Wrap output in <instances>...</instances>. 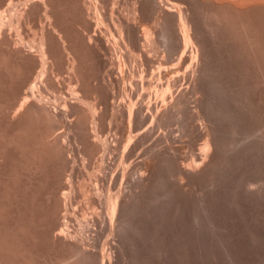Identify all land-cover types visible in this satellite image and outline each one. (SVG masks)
<instances>
[{
	"label": "bare ground",
	"instance_id": "1",
	"mask_svg": "<svg viewBox=\"0 0 264 264\" xmlns=\"http://www.w3.org/2000/svg\"><path fill=\"white\" fill-rule=\"evenodd\" d=\"M162 48L168 59H161ZM115 75L124 99L117 103L110 94ZM178 85L181 90H176ZM189 94L200 96L195 112L189 107ZM200 119L210 123L196 135L203 142L198 152L191 149L190 157L180 162L170 127L178 123L182 137L189 138L196 134L194 121ZM113 122L118 123L120 137L111 141ZM225 123L228 127L222 129ZM156 131L164 136L167 148L157 150L160 142L157 148L149 146L144 158L139 148ZM238 135L247 140L259 135V144H264V0H0V264H113L110 240L101 242L99 231H94L99 237L86 235L92 221L107 234L121 237L131 253L130 264H150L141 254L149 241L158 256L169 257L174 247L161 241V233L175 211L174 197L184 188L183 182H173L188 180L194 189L209 182L220 189L216 175L233 168L231 151L238 142L230 138ZM245 143L243 156L262 151L263 145L255 141ZM72 144L83 157L85 163L78 167L84 170L76 168ZM112 152L119 157L118 168L113 167L112 178L107 179L106 156ZM242 154L236 163L242 164ZM134 157L144 159L134 165ZM149 171L159 173L146 185ZM126 181L131 183L127 201ZM248 183L242 176L235 178L229 190L233 199L245 187L244 194L252 200L264 198V185L259 192L255 182L256 186ZM251 186L257 190H249ZM200 199L202 211L195 214L202 212L203 218L193 213L197 221L191 219L196 227L191 235L203 248L196 253L209 256L212 243L207 242L214 236L230 258L226 247L233 238L222 234L228 223L219 221L213 199L212 206L211 199ZM155 203L158 208L149 210ZM184 228L181 233L190 237L186 234L192 227ZM187 243L182 253L186 259Z\"/></svg>",
	"mask_w": 264,
	"mask_h": 264
},
{
	"label": "rangeland",
	"instance_id": "2",
	"mask_svg": "<svg viewBox=\"0 0 264 264\" xmlns=\"http://www.w3.org/2000/svg\"><path fill=\"white\" fill-rule=\"evenodd\" d=\"M134 1V0H133ZM98 34V33H97ZM164 48H162V51L164 52H162L161 54L162 55H160V57H162L161 59H168L169 58V56L167 55V53H166V51H165V49L163 50ZM166 53V54H165ZM165 54V55H164ZM168 57V58H167ZM118 75H115V77L113 78L112 77V80L114 81H112L113 82V85L115 84V86H111V89H112V91H111V89H110V94H111V97L114 95V99H113V101H115L116 103L117 102H121L122 100H124L123 98H122V96H121V89H119V88H122V87H120L119 85H121L119 82H118V77H117ZM117 77V78H116ZM119 87V88H118ZM177 87H179V85L177 86ZM176 87V90L178 89H180L181 90V85H180V87L179 88H177ZM184 87H186V86H184ZM116 88V89H115ZM183 88V87H182ZM115 90V91H114ZM175 90V89H174ZM118 91H120V92H118ZM114 92H116V93H114ZM138 94L139 93H137V96H138ZM120 95V96H119ZM117 96V97H116ZM197 96L198 95H195V94H189V96H188V99H189V101H190V103H189V105H191V106H189L190 107V109H191V111H192V109H194L195 107H197V105H196V103H195V100L197 99ZM118 97H120V98H118ZM198 97H200V96H198ZM195 104H194V103ZM138 107H139V105H138ZM196 109V110H195ZM194 110H193V112H195V111H197V108H195ZM143 112H145V109L143 110ZM199 121V122H198ZM204 120L203 119H200V120H196V122L194 121V123H195V128L197 129H195L196 130V134L195 135H193V136H189V138H188V136H184V137H182L183 136V134H182V132H180V127H179V124L178 123H173L174 125H172L171 127H170V130L172 131V134H171V138H172V140H171V143H173L174 142V146H178L176 149L179 151V153L177 154L178 155V157H179V159H180V162H182V158L184 157H186L185 159H188L189 157H190V155L188 156L187 154H191V149H192V152H193V150H194V152L196 151V152H198V146H200L199 144L201 143V142H203V141H201L202 140V138L201 137H197L198 136V134L200 133L199 131H205V129L204 128H206V126H207V128H209V125H210V123L209 122H207V120H206V122H203ZM209 124V125H208ZM229 124V123H228ZM226 127H228V125L226 126V123H225V125L223 124V126H222V129H225ZM112 130H110V134H108V136L110 137L109 139H111V141L113 140V139H115L116 137H117V134H118V123L116 124V122H113L112 123V125H111V127H110ZM173 128V129H172ZM206 128V129H207ZM177 129V130H176ZM179 129V130H178ZM117 130V131H116ZM175 130V131H174ZM113 131V132H112ZM169 131V130H168ZM174 131V132H173ZM179 131V132H178ZM117 132V133H116ZM159 131H156L153 135H151V136H149L148 138H147V140H146V144L145 145H143L141 148H139L140 150L139 151H141L140 153H143V157L145 158L146 156L148 157V155H146V153L147 152H149L150 151V147L151 148H157V147H155V145H157L158 146V144L157 143H159V145L160 146H158V148H157V150L159 149V148H161V149H163L164 147V149H166L167 148V144L168 143H166V141H162L163 139H164V136H161V133L159 132V134H157ZM162 132V131H161ZM116 134V136H115V134ZM113 134V135H112ZM120 134H118V137H120L119 136ZM157 135H159V137L157 136ZM179 135V136H178ZM181 135V136H180ZM197 135V136H196ZM112 136L114 137V138H112ZM240 136H242V137H240ZM259 135H257V136H255V137H252L251 139H246V137H245V139L243 138L244 136L243 135H238V136H235L236 137V139H235V137H231L230 139H232V140H234L235 142H238V143H236L239 147L243 144V143H245L246 141H247V143H245L246 145H249L250 143H252V141L254 142H257L258 144L260 143V139L259 138H257ZM155 137V138H154ZM161 137V138H160ZM176 137V138H175ZM178 137V138H177ZM192 137V138H191ZM150 138H153V139H150ZM195 138V140H193ZM201 140H200V139ZM240 138H241V140L243 141H241V142H239L238 140H240ZM255 138V139H254ZM252 139H254V140H252ZM152 141V143H151V141ZM156 140V141H155ZM158 140H160V141H158ZM175 140V141H174ZM187 140V141H186ZM237 140V141H236ZM246 140V141H245ZM158 141V142H157ZM180 141V142H179ZM184 141V142H183ZM186 141V142H185ZM154 142V143H153ZM176 142H177V145H176ZM189 143V145H188V143ZM148 143L150 144V145H148ZM170 143V144H171ZM256 143V144H257ZM166 144V145H165ZM196 144V145H195ZM202 144V143H201ZM240 144V145H239ZM147 145V146H146ZM171 145H173V144H171ZM181 145V146H180ZM259 145H263L264 146V144H259ZM144 146H146V148L144 147ZM150 146V147H149ZM164 146V147H163ZM183 146V147H182ZM238 146H237V148L235 149V152H236V155L239 153V155H235L234 153V151H231V152H233L232 154H233V157L231 158L230 156H232V154L230 155V152L229 153H227V157H229V158H231V160L234 162V166H233V168H230V170H225V173H224V171L222 172V173H217V175H216V178H217V180L219 181L220 180V183H219V188L220 189H218V188H216L215 189V187L213 186V188H212V185H211V183H207V184H205L204 183V185L203 184H201V185H199V186H197L196 187V189H194L193 187H189L190 185H189V183H188V180H183V181H179V179H178V182H176V180L173 182V183H176L177 185H178V183H180L181 184V182H183V184H179L181 187V189L183 188V191L181 190H179L180 191V193L181 194H177L176 196H178L179 197V200L177 199L178 197H174V201H176V203H179V205L177 206V205H175L174 203H173V205H174V209H175V211L174 210H172L171 211V217L169 216V219L166 221V223L168 222V225L170 226H166V228L164 229V230H166V231H162V237H161V241H163V243L164 242H166V243H168V242H172V244H173V250H174V253L173 252H171V254L169 253L168 255H169V257L167 256V258L165 257V255L163 256H161V254L159 255L160 256V258H159V256H158V254L159 253H156L153 249H154V247L152 246V247H150L152 244H151V242L149 241V242H146V245H145V250H144V252L142 251L141 252V254H142V258L144 259L145 258V261H148L150 264L152 263V264H160L159 262H162V264H184L185 262H190V263H192V264H199V263H201L202 261H205L206 260V262H209L208 264H214V263H216V264H231L232 262L234 263V262H236V263H234V264H257L258 262H259V264H264V238H262V237H264V200H262V199H264V198H260L259 199V197H258V200L257 199H255V198H257L256 196H255V198H253V200L251 199V197L250 196H248L249 194H247L248 193V188L247 187H245V188H243V189H241L240 190V192L238 193L240 196L239 197H241V198H239L238 196H237V199H239L238 201H237V199H233V198H235L233 195H231V194H233V193H231V191H229V190H231V187L230 186H232V184L231 183H233L234 182V180H235V178L237 177L238 178V176L239 177H243V179H244V181H245V184H249L248 182H251V183H253V182H255V184L257 185H254V183H253V185L254 186H256V187H259V188H257V189H255L253 186H251L250 188H249V190L250 189H255V190H257V191H259V192H261V191H263V190H261V188L263 187L262 185H264V174H262V173H264V166H263V164H264V155L262 156V154L264 153V147L262 146L261 148H262V151L260 150V153L258 154V151H254V152H252L253 153V155H254V158L253 159H251V157H253V155L252 154H246V155H244L243 156V152H242V150L246 147V146H244V145H242L240 148H238ZM189 147V148H188ZM195 147L197 148V149H195ZM244 147V148H243ZM179 148V149H178ZM186 148H188V149H186ZM243 148V149H242ZM144 151H142V150ZM149 149V150H148ZM148 150V151H147ZM186 150V151H185ZM79 150H78V147L76 146L75 147V145L74 144H72L71 145V153H73V152H75V153H73L72 155H75L76 156V163H75V165H77L76 166V168L77 169H80V170H84V168L82 169V167L81 166H83L84 165V163L85 162H82V161H84V160H82L83 159V157L81 156V155H79V152H78ZM138 151V152H139ZM147 151V152H146ZM177 151V152H178ZM183 151V152H182ZM187 151H189V153H187ZM238 151V152H237ZM240 151V152H239ZM146 152V153H145ZM182 152V153H181ZM262 152V153H261ZM113 153V152H112ZM109 153L108 154V158H107V156H106V163H105V166L107 167V174L109 175L108 176V178L107 179H111L112 178V173H114V171L118 168V164H117V162H118V155H116L117 153ZM183 153L185 154V155H183ZM255 153V154H254ZM181 154V155H180ZM229 154V155H228ZM242 154V158H244L242 161L243 162H245L244 164H243V162H242V164L241 163H236V160H237V158L238 157H241L240 155ZM187 155V156H186ZM247 155H248V158H246L247 157ZM258 155H261V156H258ZM99 157H100V155H98ZM246 156V157H245ZM250 156V157H249ZM256 156L258 157V158H262V160H259L258 158H256ZM79 157H81L80 159H79ZM114 157V158H113ZM143 157H141V160L142 159H144ZM237 157V158H236ZM96 158H97V160H96ZM95 158V160L98 162V157H96ZM111 158H113L112 160H111ZM245 158H246V160H245ZM257 159V160H256ZM93 161L92 163H94V165H96V161ZM133 161H131V162H133V164L135 165L136 163L135 162H139V161H137V160H140V158L139 159H137V157H134L133 159H132ZM140 160V161H141ZM251 163H248V161ZM79 161V163H77ZM108 161V162H107ZM258 161V163L260 162L261 164H258V163H255V162H257ZM252 162H254L255 164H257V167H258V165H261V167L259 166L258 168L256 167V165L255 164H253ZM263 162V163H262ZM115 163V164H114ZM247 163V164H246ZM81 165L80 167H78L79 165ZM107 164V165H106ZM238 164H241V165H238ZM250 164V165H249ZM93 164H91V168H94L95 166H94ZM117 165V166H116ZM237 165H238V167H237ZM243 165H245L244 167H243ZM254 165V166H253ZM239 166H242V167H239ZM250 166H251V168H250ZM109 167V168H108ZM113 167H116V168H113ZM231 167V166H230ZM235 167H236V169H235ZM256 167V168H255ZM263 167V168H262ZM115 169V170H113V169ZM239 168V169H238ZM250 168V169H249ZM229 169V168H228ZM248 169V170H247ZM253 169L254 170H256L254 173H253ZM233 170V171H232ZM237 170H239V172H237ZM246 170V171H245ZM257 170H259V171H257ZM229 172L228 174H227V172ZM230 171H232V172H234L233 174L234 175H230V174H232V172H230ZM150 172V171H149ZM146 173L148 176H150V177H148V176H146V178H145V180H144V182H145V184L146 183H148V184H146V185H149L150 183H151V181L153 180V178L154 177H152V176H154V175H157L158 173H157V171H156V173H154L153 171H151V172H153L152 174L153 175H149V174H151V172L150 173ZM243 172V173H242ZM249 172H250V175L248 176V174H249ZM252 172V173H251ZM80 173V172H79ZM224 173V174H223ZM243 174V175H239V174ZM244 173H245V175H246V173H247V178L246 177H244L245 175H244ZM111 174V175H110ZM252 174H254V176H252ZM255 174H257V175H255ZM221 177H224V175L225 176H228L229 175V178L228 177H224V178H221ZM111 176V177H110ZM234 176H236V177H234ZM233 177V178H232ZM252 177V178H251ZM250 178V179H249ZM147 179H150V180H147ZM175 178H173L172 180H174ZM224 179V180H223ZM225 179H226V181H225ZM232 179H234L233 181H232ZM251 179L253 180V181H251ZM247 180H248V182H247ZM250 180V181H249ZM261 180V181H260ZM119 182L118 183H120L121 182V178L118 180ZM148 181V182H147ZM187 181V182H186ZM225 181V182H224ZM232 181V182H231ZM258 181V182H257ZM172 182V181H171ZM247 182V183H246ZM257 182V183H256ZM260 182V183H259ZM262 182V183H261ZM126 185V186H125ZM183 185V186H182ZM223 185L225 186V188L223 187ZM229 185V186H228ZM186 186V187H185ZM205 186V187H204ZM207 186H208V189H206L207 188ZM226 186H227V188H226ZM260 186H262V187H260ZM131 183H127V181L125 182V184H124V186H123V188H124V194L126 195L125 197V199H126V201H127V193L128 192H130V190H131ZM228 187H230V189L228 188ZM253 187V188H252ZM125 188H126V190H125ZM190 188H192V189H190ZM206 190H205V189ZM222 188V189H221ZM160 189V193H163V192H161L162 190H161V188H159ZM163 189V188H162ZM185 189L186 190H188V191H185ZM190 189V190H189ZM210 189H211V192H210ZM213 189L214 190H216V191H213ZM224 189H225V191H227L228 192V194H229V196H227L228 194L224 191ZM227 189V190H226ZM262 189H264V188H262ZM158 190V189H157ZM164 190V189H163ZM191 190H193V191H191ZM201 190V191H200ZM204 190V191H203ZM220 190H221V192H220ZM261 190V191H260ZM159 191V190H158ZM158 191H156L157 193H158ZM191 192V193H186V192ZM208 191V192H207ZM242 191V192H241ZM244 191L245 192H247L246 194H244ZM182 192H185L186 193V195L184 196L183 195V193ZM221 194H219V193ZM225 192V193H224ZM152 193V192H151ZM151 193H150V195H151ZM159 193V194H160ZM198 193H202L201 195L200 194H198ZM209 193H211V194H209ZM213 193L215 194V195H218V196H215V195H213ZM218 193V194H217ZM222 193H223V196H222ZM242 193V194H241ZM188 194H190V195H188ZM205 194V195H204ZM207 194H209V195H207ZM226 194V195H225ZM179 195H181L182 196V199H183V201H184V203H182L181 201H182V199H180V196ZM224 195H225V197H224ZM186 196H188V197H186ZM193 196V197H192ZM214 196V197H213ZM222 197V198H220V197ZM185 199H184V198ZM190 197H192L191 199H190ZM197 198V199H195V198ZM202 197H204L207 201L208 200H210V201H208L209 203H210V205L212 206V204H213V206H212V208H214V213H216L217 214V216H218V218L220 219H218L220 222H222L223 224L225 223V225L227 226V223H228V227H229V229L226 231H224V233H222V234H224L225 236H227V235H230L229 236V239L231 240L232 238V240L230 241V243H228L227 244V249H229L228 251H231L230 252V254H231V257L230 258H228L227 256L228 255H226V253L224 252V251H226V249H224L222 246H218V242H216V239L214 238V236L213 237H210L211 239H209L208 241L209 242H207V246L208 245H210L211 243V245L209 246L210 248H211V246H212V248H211V250H209V247H207L208 248V250H209V252L211 253H208V255L210 256H201V255H203V254H199V251H198V253H196L197 252V249H199L200 248V250H202L203 248L202 247H200V245H198L197 244V242L198 241H195V236L193 235L194 233H196V231H195V229H196V227H194V226H191L192 224L194 225V221L196 222L197 221V219H200V217L202 216V212H200V215H198L199 214V212L198 211H202V210H200V198H202ZM209 197V198H208ZM228 197V198H227ZM232 197V198H231ZM225 198H227L229 201H227ZM231 198V199H230ZM187 199V200H186ZM190 199V200H189ZM199 199V200H198ZM214 201H213V200ZM220 199H221V201H220ZM222 199L223 200H226V201H223L222 202ZM242 199V200H241ZM249 199V200H248ZM251 199V200H250ZM164 200V199H163ZM163 200H162V202H163ZM181 200V201H180ZM194 200V201H193ZM195 200H196V202H195ZM219 200V201H218ZM235 200V201H234ZM258 202H257V201ZM259 200L261 201V203L259 202ZM189 201V202H188ZM212 201H213V203H212ZM234 201V202H233ZM254 202V204H253V202ZM161 201H159L157 204H159ZM197 202H198V204H197ZM216 203V205H215V203ZM220 202V203H219ZM228 202H229V206H227L228 205ZM242 202H243V204H242ZM259 203V204H257V203ZM196 203V204H195ZM212 203V204H211ZM219 203V204H218ZM224 203H227V204H225V206H224ZM232 203V204H231ZM238 203V204H237ZM255 203H256V205H255ZM157 204L155 203V205L154 204H150L149 206H148V208H149V210L150 209H154V208H158V207H161L160 205L161 204H163V203H160L159 204V206L158 207H156L157 206ZM183 204V205H182ZM220 204H222V207H220ZM235 205V206H232L231 207V205ZM246 204V205H245ZM249 204V205H248ZM151 205H152V207H151ZM181 205V206H180ZM185 205H187L186 207H184ZM219 205V206H218ZM242 205V206H241ZM177 206V207H176ZM192 206V207H191ZM238 206V211H240V213L237 211H235V210H237V207ZM261 206H262V208H261ZM154 207V208H153ZM180 207V208H179ZM182 207H184V208H182ZM200 207V208H199ZM216 207H218V208H216ZM177 208H179L178 210H177ZM194 208V209H193ZM215 208H216V211H215ZM225 208V209H224ZM241 208V209H240ZM184 209V210H183ZM221 209H222V211H221ZM230 209H232V210H230ZM244 209V210H243ZM177 210V211H176ZM180 210V211H179ZM196 210V211H195ZM226 210V211H225ZM81 211V210H80ZM190 211V212H189ZM219 211V212H218ZM187 212V213H186ZM196 212H198V214H195ZM228 212V213H227ZM243 212V213H242ZM173 213V214H172ZM175 213V214H174ZM177 213V214H176ZM184 213V214H183ZM190 213V214H189ZM194 213V214H193ZM236 213V214H235ZM246 215H245V214ZM195 215V217H197L198 216V218L197 219H194V218H192V216L193 215ZM223 214V215H222ZM225 214V215H224ZM232 214V215H231ZM239 214H240V216H241V218H240V216H239ZM262 214V215H261ZM190 215V216H189ZM244 215H245V217H244ZM173 216V217H172ZM261 216V217H260ZM194 217V216H193ZM223 217V218H222ZM255 217H256V219H255ZM258 217V218H257ZM173 218V219H172ZM175 218V219H174ZM180 218H182L181 220H180ZM184 218V219H183ZM201 218H203V216L201 217ZM240 218V219H239ZM179 219V220H178ZM191 219H193L194 221H192ZM234 221H233V220ZM239 219V220H238ZM248 219V220H247ZM259 219V220H258ZM261 219V220H260ZM147 220V219H146ZM175 220V222H173ZM178 220V221H177ZM190 220V221H189ZM229 222H228V221ZM172 221V222H171ZM185 223H184V222ZM188 223H187V222ZM224 221V222H223ZM240 221H242V222H240ZM248 221H250L249 223H248ZM151 221L150 220H148V223H149V226H151V224L152 223H150ZM178 224H177V223ZM184 224H190V226L189 225H187L188 226V228H190V227H192L191 228V230L190 229H188L187 228V226L186 225H184ZM190 222H192V223H190ZM232 222H234V223H232ZM247 222V223H246ZM257 222H259V223H257ZM174 223H175V225H174ZM174 225V227H173V225ZM176 224L178 225V226H176ZM184 225V227H186V229H188V233L187 232H185V233H187L186 235L187 236H189V233H190V237L192 238H190V237H185V234L183 233L184 231H183V228L184 227H182V229H181V226H183ZM235 224V227H233V225ZM243 224H244V226H243ZM255 224H257L256 226H255ZM179 225H180V227H179ZM252 225V226H251ZM90 231H88V232H86V235H87V237H97L98 236V234H96V232H94V231H99V232H101L102 233V236L101 237H99L98 239H101L100 241L101 242H103V241H105V239H109L110 240V242H111V244H110V248L112 249V253H114V259H113V264H130L131 263V253H129V252H127V248L126 247H124L123 246V242L120 240L121 239V237H119V235L116 233V234H114V235H110L109 233V236H107L108 234L106 233V231H104V229L102 230V228H101V226H100V224L99 223H97V222H94V221H92L91 223H90ZM172 226V227H171ZM237 226V227H236ZM248 226V227H247ZM230 227H231V230H230ZM258 227H261V228H258ZM171 228V229H170ZM241 228V229H240ZM253 228H254V230H253ZM101 229V230H100ZM168 229V230H167ZM178 229H179V232H178ZM185 229V228H184ZM235 231H234V230ZM248 229V230H247ZM174 230H176V231H174ZM240 230V231H239ZM257 230V231H256ZM262 230V231H261ZM104 231V232H103ZM171 231V232H170ZM173 231V232H172ZM181 231H183L182 233H181ZM191 231H194L193 232V236L191 235ZM231 233H230V232ZM246 231V232H245ZM249 233H248V232ZM243 232H244V234H243ZM253 234H252V233ZM260 232V233H259ZM226 233H228V234H226ZM263 233V234H262ZM176 234V235H175ZM184 236H183V235ZM251 234V235H250ZM259 234V235H258ZM170 235V236H169ZM236 237H235V236ZM238 235V236H237ZM254 237H253V236ZM112 236V237H111ZM117 236V237H116ZM167 236V237H166ZM185 237V239H190L189 240V242L190 241H195V248H196V251H195V248H194V246H193V244H194V242L191 244V243H187V241H186V243L187 244H189L190 245V248H189V246H188V249H190V250H188V251H190V252H188V257H187V259L185 258V257H183V251L185 250L184 249V246L186 245V243H185V239L183 238V237ZM260 236H262V237H260ZM108 237V238H107ZM115 237V238H114ZM184 239V240H182V238ZM195 237V238H194ZM228 237V236H227ZM238 237V238H237ZM259 237V238H258ZM112 238V239H111ZM166 238H167V240H166ZM178 239V240H177ZM212 239L214 240L213 242H212ZM255 239H257V240H255ZM261 239H263L262 241H261ZM211 240V241H210ZM255 240V241H254ZM89 242H93L91 239H89L88 240ZM122 243H121V242ZM160 241V243H162ZM184 241V242H183ZM254 243H256V242H258V243H256V244H253V242ZM160 243H157L158 245L157 246H159L160 247ZM177 243V244H176ZM183 243H184V245H183ZM210 243V244H209ZM214 243V244H213ZM263 243V244H262ZM115 244V245H114ZM121 244V245H120ZM174 244H176V245H174ZM230 244V245H229ZM232 244V245H231ZM111 245H113V246H111ZM197 245V246H196ZM122 248V246H123V248H122V250H121V248ZM187 246V245H186ZM193 246V247H192ZM218 246V247H217ZM231 246V247H230ZM149 247V248H148ZM176 247V248H175ZM216 247H217V251H216ZM222 247V248H221ZM230 247V248H229ZM125 248H126V250H125ZM148 248V249H147ZM152 249V251H151V249ZM202 248V249H201ZM220 248V249H219ZM92 249V248H91ZM212 249H215L214 250V252H213V250ZM223 249V250H222ZM235 249V250H234ZM93 250V249H92ZM95 250V249H94ZM116 250H117V252H116ZM192 250H193V252H192ZM114 251V252H113ZM123 253H122V252ZM149 251H150V254H149ZM203 251H205V250H203ZM127 252V253H126ZM181 252V253H180ZM222 252H223V254L224 255H226V257L222 254ZM237 252V253H236ZM117 253V254H116ZM121 253H122V255H121ZM125 253V254H124ZM173 253V254H172ZM192 253V254H191ZM201 253V252H200ZM214 253V254H213ZM124 254V255H123ZM140 254V255H141ZM145 254V255H144ZM180 254H181V256H180ZM199 255V256H197V255ZM117 255H119V256H117ZM126 255V256H125ZM148 255V258L146 259V256ZM153 255H156L155 256V258H154V256ZM205 255V254H204ZM213 255H214V257H213ZM236 257H235V256ZM121 256V257H120ZM123 256V257H122ZM171 256H173V257H171ZM177 256H178V258L179 257H181L182 258V260H178V258H177ZM223 256H224V258H226V259H224L223 258ZM120 257V258H119ZM126 257H127V259H126ZM202 257H203V259H202ZM209 258V259H205L204 260V258ZM117 258V259H116ZM154 258V259H153ZM159 258V259H158ZM161 258H162V260H161ZM169 258V259H168ZM175 258V259H174ZM183 258L185 259V260H183ZM201 258V259H200ZM211 258V259H210ZM217 258V259H216ZM122 259V260H121ZM157 259V260H156ZM165 259V260H164ZM180 259V258H179ZM231 259V260H230ZM152 260V261H151ZM155 260H156V262H155ZM174 260V261H173ZM176 260V261H175ZM198 260H200V261H198ZM218 260V261H217ZM225 260V261H224ZM228 260V261H227ZM230 260V261H229ZM169 261V262H168ZM197 261V262H196ZM210 261H212V262H210ZM226 261H227V263H226ZM124 262V263H123ZM155 262V263H154ZM172 262V263H171ZM180 262V263H179ZM199 262V263H198ZM218 262V263H217ZM231 262V263H230ZM186 264V263H185Z\"/></svg>",
	"mask_w": 264,
	"mask_h": 264
}]
</instances>
